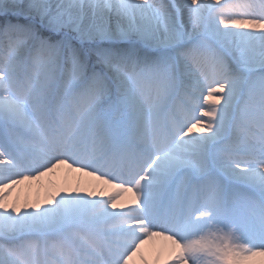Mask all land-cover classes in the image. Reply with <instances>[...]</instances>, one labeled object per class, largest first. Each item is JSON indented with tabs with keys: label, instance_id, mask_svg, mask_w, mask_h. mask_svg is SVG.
Wrapping results in <instances>:
<instances>
[{
	"label": "snow or ice",
	"instance_id": "obj_1",
	"mask_svg": "<svg viewBox=\"0 0 264 264\" xmlns=\"http://www.w3.org/2000/svg\"><path fill=\"white\" fill-rule=\"evenodd\" d=\"M61 166L114 191L9 203ZM154 240L152 264H264V0H0V264Z\"/></svg>",
	"mask_w": 264,
	"mask_h": 264
},
{
	"label": "bare ground",
	"instance_id": "obj_2",
	"mask_svg": "<svg viewBox=\"0 0 264 264\" xmlns=\"http://www.w3.org/2000/svg\"><path fill=\"white\" fill-rule=\"evenodd\" d=\"M76 189L83 191H102L106 195L114 191L110 186L95 180L94 177L61 166L53 172L41 176L39 179L27 180L17 185L9 195V203L20 206L43 203L57 190L69 191ZM163 242L154 240L142 246L141 253L148 258L149 264H152V261L158 253L166 249L162 244ZM135 264H140L139 255L135 258Z\"/></svg>",
	"mask_w": 264,
	"mask_h": 264
},
{
	"label": "rangeland",
	"instance_id": "obj_3",
	"mask_svg": "<svg viewBox=\"0 0 264 264\" xmlns=\"http://www.w3.org/2000/svg\"><path fill=\"white\" fill-rule=\"evenodd\" d=\"M162 244H163V245L165 246V248H166V242H163ZM160 253H162L163 255H164L165 253H167V248H166L165 250L161 251Z\"/></svg>",
	"mask_w": 264,
	"mask_h": 264
}]
</instances>
